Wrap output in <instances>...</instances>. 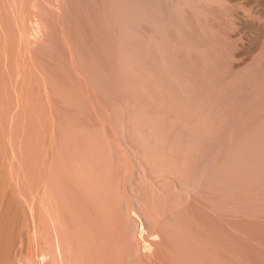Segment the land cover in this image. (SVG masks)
Returning a JSON list of instances; mask_svg holds the SVG:
<instances>
[{
    "label": "rangeland",
    "instance_id": "1",
    "mask_svg": "<svg viewBox=\"0 0 264 264\" xmlns=\"http://www.w3.org/2000/svg\"><path fill=\"white\" fill-rule=\"evenodd\" d=\"M23 1L0 264H264V0Z\"/></svg>",
    "mask_w": 264,
    "mask_h": 264
},
{
    "label": "bare ground",
    "instance_id": "2",
    "mask_svg": "<svg viewBox=\"0 0 264 264\" xmlns=\"http://www.w3.org/2000/svg\"><path fill=\"white\" fill-rule=\"evenodd\" d=\"M35 1V0H34ZM42 1V0H41ZM45 1V0H44ZM47 1H49V4H51V2L52 1H54V0H47ZM47 1H45V2H47ZM51 1V2H50ZM57 0H55V2H56ZM24 1L23 0H0V19H5L6 20V22H7V26L8 25H10V26H8V27H6L7 29H4V30H7V31H3V33H5L4 35H3V42H4V44H3V50H2V52H3V56L5 57V60H4V62H3V58H1V56H0V111L2 112V114H3V116H4V121H8L9 120V116H10V113H11V111H13L14 109H17V110H19V109H21V107H23V105H22V98H23V96H24V93H23V91H21V89H19L16 85H14V88H13V94H14V99H13V97H12V95H11V93H10V91H9V89L7 88V85H6V80H5V72H6V67L14 60V55H13V52H19L20 51V48H21V44L23 43V42H25V40L26 39H28V35H27V33L29 34V32L31 33V31L28 29L27 30V25L26 24H28V20H29V16L28 17H26V12H25V8L23 7V3ZM30 2H32V0L30 1ZM57 2H59V1H57ZM40 3V2H39ZM48 3V2H47ZM49 4H47V5H49ZM26 5V4H25ZM42 5V4H41ZM45 5H46V3H45ZM40 6V5H39ZM44 6V5H43ZM28 8H30V7H28ZM36 8V7H35ZM44 8H48V7H44ZM59 8H62V7H59ZM41 9V8H40ZM32 10H34V9H32ZM44 10H47V9H44ZM55 10V9H54ZM60 10V9H59ZM36 11V10H35ZM34 11V12H35ZM39 11V10H38ZM29 12H30V9H29ZM43 12V11H42ZM49 12V11H48ZM47 13V12H46ZM45 13V14H46ZM38 15H39V12H38ZM37 15V16H38ZM42 15H44V13L42 14ZM53 14H51V16H52ZM71 15V14H70ZM47 16H49V14L47 15ZM46 16V17H47ZM50 16V17H51ZM36 17V16H35ZM39 17V16H38ZM41 17V16H40ZM71 17V16H70ZM27 18V19H26ZM43 18H44V16H43ZM48 18V17H47ZM55 18H56V16H55ZM111 18V17H110ZM41 19H42V17H41ZM52 19V18H51ZM134 19V18H133ZM39 20V19H38ZM56 20V19H55ZM33 21H35V20H33ZM37 21V20H36ZM46 21V20H45ZM9 22V23H8ZM27 22V23H26ZM38 22H40V21H38ZM43 22H44V20H43ZM47 22V21H46ZM29 23H30V21H29ZM48 23V22H47ZM63 23V22H62ZM31 24V23H30ZM38 24V23H37ZM5 25V24H4ZM27 27V28H26ZM33 27V26H32ZM43 27V26H42ZM47 27V26H46ZM29 28H30V26H29ZM48 28V27H47ZM63 28V27H62ZM31 29V28H30ZM44 29V28H43ZM46 29V28H45ZM49 29H53V28H49ZM9 30V31H8ZM47 30V29H46ZM54 30V29H53ZM66 31H67V29H66ZM9 34H8V33ZM51 32V31H50ZM63 32V31H62ZM124 32V31H123ZM43 33V32H42ZM47 33V32H46ZM65 33V32H64ZM67 33V32H66ZM8 34V35H7ZM36 34V33H35ZM30 35V34H29ZM46 35V34H45ZM52 36V35H51ZM13 37V38H12ZM46 37V36H45ZM34 38V37H33ZM43 39H44V37H43ZM66 39V38H65ZM29 40V39H28ZM27 40V41H28ZM32 40V39H31ZM13 41H15V45H13ZM26 41V42H27ZM37 41V40H36ZM34 42V41H33ZM68 41H66V43H67ZM35 43V42H34ZM28 44H29V41H28ZM36 44V43H35ZM33 45V44H32ZM40 45V44H39ZM69 46V45H68ZM33 47V46H32ZM70 48V47H69ZM40 49V48H39ZM70 50V49H69ZM28 51H29V49H28ZM26 53V52H25ZM24 53V54H25ZM70 53H71V51H70ZM27 54V53H26ZM72 56V55H71ZM22 58V57H21ZM17 61V60H16ZM67 61V60H66ZM22 63V62H21ZM25 63V62H24ZM34 63V62H33ZM16 65H17V62H16ZM23 68V67H22ZM25 69V68H24ZM17 71H18V69H17ZM38 71V70H37ZM39 73V72H38ZM41 74V73H40ZM31 81V80H30ZM56 81V80H55ZM22 82V81H21ZM44 82H45V80H44ZM17 83V82H16ZM49 83V82H48ZM46 85V83L44 84V86ZM43 86V91H40L41 90V88H40V90H39V95H40V97L38 96V98H39V100H41L40 98H42L43 96H42V94H44L45 92H47L46 91V88ZM87 86V85H86ZM54 89V88H53ZM52 89V90H53ZM50 90V89H49ZM48 90V91H49ZM50 92V91H49ZM53 93V92H52ZM58 93V92H57ZM81 93V92H80ZM46 94V97L50 94H48V93H45ZM85 94V93H84ZM42 96V97H41ZM45 98V97H44ZM43 99V98H42ZM57 99V98H56ZM44 100V99H43ZM28 102V101H27ZM88 102V101H87ZM57 104V103H56ZM29 106V105H28ZM34 108V107H33ZM21 119H23V117L21 118ZM25 119V118H24ZM19 122V121H18ZM18 122L16 121V124L18 125ZM20 122H22L21 120H20ZM19 122V123H20ZM16 124H14L15 126H16ZM4 126V125H3ZM8 134V133H7ZM6 134V135H7ZM112 135V134H111ZM113 138V137H112ZM9 139V138H8ZM114 140V139H113ZM9 141V140H8ZM11 142V141H10ZM9 144V143H8ZM11 144V143H10ZM13 145V144H12ZM118 153V152H117ZM47 155V154H46ZM45 157H47V156H45ZM48 160V159H47ZM18 162H19V160H18ZM43 163V162H42ZM18 165H19V163H18ZM9 167H10V169H11V167L12 166H10L9 165ZM23 169V168H22ZM8 170V169H7ZM10 172V171H9ZM42 178V177H41ZM40 178V179H41ZM44 178V177H43ZM14 182V181H13ZM42 182V181H41ZM21 193V192H20ZM21 198V197H20ZM196 200V199H195ZM244 201V200H243ZM134 214V213H133ZM134 216H135V214H134ZM137 227V226H136ZM142 237V236H141ZM140 239H142V238H140ZM154 239V238H153ZM151 240V239H150ZM249 240V244H251V250L252 251H254V252H258V254H261L262 256H263V259H264V243L262 242V241H257V240H255V239H253V238H249V239H247V241ZM254 240L257 242V243H255L256 245L254 246ZM153 241V240H152ZM157 241V240H156ZM155 241V242H156ZM151 242H149V244H150ZM18 245V244H17ZM152 245V244H151ZM151 245H150V248H151ZM154 245V244H153ZM253 245V246H252ZM155 246V245H154ZM235 246V245H234ZM237 246V245H236ZM147 247V246H146ZM146 247H145V250H146ZM149 247V246H148ZM233 247V246H232ZM239 247V246H238ZM237 247V248H238ZM154 248V247H153ZM234 248V247H233ZM236 248V247H235ZM149 249V248H148ZM208 249H210V248H208ZM241 249H243V250H246L245 248H244V246H242V248ZM240 249V250H241ZM239 250V251H240ZM149 253H150V251L149 250H147ZM238 251V249H237V251H235L234 250V252H235V254L237 253L238 255H240V252ZM16 252V251H15ZM145 252V251H144ZM233 252V251H232ZM234 252H233V254H234ZM246 252V251H245ZM146 253V252H145ZM148 253V254H149ZM243 253H244V251H243ZM249 253V252H248ZM247 252H246V254H248ZM212 259L214 258L215 259V256H218L219 254H216V251L214 250V249H210L209 251H208V253H207ZM232 254V255H233ZM234 254V255H235ZM246 254H244V255H241L242 257L244 256H246ZM236 256V255H235ZM252 256V255H251ZM251 256H249V254L245 257V261H249V260H252L251 261V263L252 264H260V263H258L257 262V259H255V258H253V257H251ZM240 257V256H239ZM243 257V258H244ZM226 258V257H225ZM227 258H229V257H227ZM251 258V259H250ZM216 259H217V257H216ZM215 259V260H216ZM238 260V259H237ZM219 263H221L222 261L221 260H217ZM227 261V260H226ZM250 262V261H249ZM223 263H225L224 261H223ZM228 264H229V262H228ZM247 264V263H246Z\"/></svg>",
    "mask_w": 264,
    "mask_h": 264
}]
</instances>
